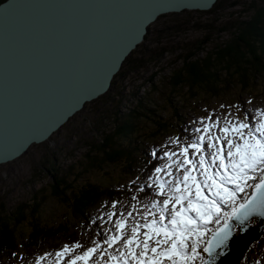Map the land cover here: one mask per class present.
I'll use <instances>...</instances> for the list:
<instances>
[{"label": "rangeland", "instance_id": "374dc122", "mask_svg": "<svg viewBox=\"0 0 264 264\" xmlns=\"http://www.w3.org/2000/svg\"><path fill=\"white\" fill-rule=\"evenodd\" d=\"M242 2L244 5L247 3L240 0V4L234 7L224 5L220 9L221 11L218 10L219 12L215 15L193 11L183 13L182 11L157 17L148 26L150 33L148 34L153 39L150 42H144V46L152 48L158 45L154 44L158 42L163 47L169 46L170 49H174L163 55L159 61L160 64L157 66L156 64L146 65L145 69L141 68L137 70L138 72L130 70L131 72H128L123 79L116 80L115 88L107 91L110 92L109 96L111 97L112 91H117L110 106L109 104L101 105L95 101L96 99L86 103L82 110L69 118L70 120L51 134L47 140L40 144L30 145L24 154L7 163L0 164V207L2 210L12 209L22 203L29 204L32 197L35 196V200L40 202L36 211L40 214L39 224L56 225L61 221L65 223L68 230L65 235L55 238L48 244L33 250H25L24 247H20L29 232L28 214H25L26 220L14 226L18 247L14 251L0 255V264H70L75 256L81 255L88 248H96V251L90 255L87 264H114L109 257L127 252L123 241L132 236V228L152 220L153 213L158 217L157 209L147 206L153 201L158 202L164 199V197L156 195L157 180L164 183L167 188L176 176L182 175V170L178 171L175 166L176 161L183 160V156L180 154L182 147L204 135V148L206 149L207 136L209 134L219 135V128L223 127L226 121L242 120L245 116L252 123L260 119L258 110L264 112V73L256 78H249L246 85H241L233 75L227 80V86L215 88V91L220 92L219 94H212L208 87L189 91V88L184 85L174 88L175 93L171 94L168 85V76L180 64L179 60H176V55L180 52L177 48L184 45L182 43H186L184 47L193 45L194 41L210 34L211 41L205 44L204 50L199 53L200 56L204 55V52L211 50L215 43L224 40L227 34H217L215 31L211 33V29L205 32L204 29H197V26L207 24L209 28L214 23L215 30V28L227 24L232 17H237V14L234 13H241L244 8ZM213 17L216 18V21L210 23ZM159 25H173L174 27L181 25L182 31L173 38H167L163 33L157 32ZM157 67L162 70L152 78V84L145 83L136 89ZM118 93L119 96H117ZM132 94L134 97L140 96L142 99L144 97L150 100L145 101L150 103L148 109L157 113V117L154 119L157 118L159 122H164L166 130L162 133H160L161 131L152 133V136L144 135L145 131H140L141 135L136 137V141L131 145L127 143L129 150L138 151L133 154L128 166L118 159L114 162H103L98 167L84 170L85 153L88 150V144L94 139V131L104 129L107 132L112 128L114 124L111 125L108 114L114 110L113 107L117 103H119L117 105L119 113L125 114L131 106H134L135 98ZM173 110H176L175 116L172 114ZM143 113L148 114L149 112L147 110ZM143 120L149 131H152L154 125L147 119ZM208 124L214 126L210 132L206 133L203 129ZM198 128L201 129L200 132L196 131ZM125 142L127 141H120L121 144ZM165 152L175 155L169 159L164 155ZM191 152L190 149V156ZM198 156L199 154L195 159H198ZM157 167L162 169L160 173L155 172ZM60 174L65 176V180L68 182L74 180L72 185L92 183L101 190L103 189L105 194L98 199L94 206L83 211L82 215L76 218L67 203L58 201L50 193V184L53 182L51 175L58 178ZM255 175L256 179L250 180L249 184H254L259 180V173ZM251 189L248 187L244 193L238 194L237 204L248 196ZM160 206L162 205L158 204V207ZM222 210L231 211L230 207L225 205H222ZM146 212L149 214L146 215ZM117 221H122L125 225L119 231ZM222 223L223 220L220 224ZM248 224L255 225L254 219L251 218ZM217 226L214 221L204 226L206 231L197 248L203 258L205 257L203 245L206 238ZM237 230L238 227L234 225V232L236 233ZM143 231L145 229H138V234L135 237L140 246L137 247L136 243L130 246L137 253L143 251ZM117 235L121 239L109 247L105 241L109 237ZM77 244L79 247H73ZM66 245L68 251L64 252L63 249ZM246 252L244 255H247L249 260L254 251L246 250ZM57 253H61V255L57 256ZM148 255L151 253L149 252ZM200 261L198 258L189 261V264H198ZM255 263L264 264V260L261 262L258 260ZM77 264H83V262H77ZM164 264H168V261L165 260Z\"/></svg>", "mask_w": 264, "mask_h": 264}, {"label": "water", "instance_id": "95a60500", "mask_svg": "<svg viewBox=\"0 0 264 264\" xmlns=\"http://www.w3.org/2000/svg\"><path fill=\"white\" fill-rule=\"evenodd\" d=\"M215 2H1L0 164L24 154L30 145L47 140L86 103L105 94L123 61L142 42L148 26L157 17L182 11H207ZM262 213L264 206L250 214L243 224L235 220L229 222L230 236L226 244L216 250L213 263L224 255L223 250L228 252L231 243L237 246L231 264L240 262L249 245L261 235ZM251 218L255 225L248 224ZM234 225L238 227L236 233ZM222 226L223 223L215 227L206 241ZM206 241L203 248L207 246ZM203 253V259L208 260V254Z\"/></svg>", "mask_w": 264, "mask_h": 264}, {"label": "trees", "instance_id": "16d2710c", "mask_svg": "<svg viewBox=\"0 0 264 264\" xmlns=\"http://www.w3.org/2000/svg\"><path fill=\"white\" fill-rule=\"evenodd\" d=\"M3 1L5 0H0V3ZM242 1L247 3L244 5L242 2L244 8L241 10V13H234L237 14V17H232L227 24H223L214 30L213 22L216 21V18L213 17L210 21L213 24L209 28L207 24L197 26V29H204L205 32L211 29V33L215 31L217 34H227V37L215 43L211 50L205 51L202 56L199 55L204 50L205 44L211 41L210 34H207L200 40L194 41L193 45L184 47L186 43H182L184 45L177 48L181 52L176 55V60H179L180 64L168 76L171 94H174V88L180 85L186 86L189 88V91L208 87V90L212 94H219L220 92L215 91V88L227 86V80L233 75L236 76V80L241 85H246V81L249 78H256L264 73V0ZM239 4L240 0H216L209 10L193 12L215 15L224 5L234 7ZM183 13H189V11H183ZM172 14L175 13H169V15ZM181 25H179L180 27L159 25L157 32L163 33L167 38H173L182 31ZM148 31L149 27L142 42L123 61L121 69L113 77L108 91L115 88L114 83L116 80L119 78L123 79L128 72H131L130 70L138 72L137 70L149 64H156L157 66V64H160L159 61L165 53L174 50L170 49L169 46L163 47L158 42H155L154 44L158 45L152 48L145 47L144 42H150L153 39ZM156 70L152 71L151 75L147 79H144L136 89L145 83L151 85L152 78L162 68L157 67ZM220 76L222 77L220 78ZM115 93L117 91H112L113 95L111 97L109 96L110 92H107L95 101L101 103V105L109 104L110 106L113 97L116 95ZM171 94L169 95L173 96ZM117 96H119V93ZM132 96L134 97V94ZM134 98V106H131L125 114L119 113V107L117 108L119 103L114 107L112 106L114 110L108 114L110 115L108 118L111 121V125L114 124L112 128L109 127L110 129L107 132L104 129L94 131V139L88 144V150L85 153L84 170L86 168L98 167L103 162H114L118 159L121 162H125L128 166L134 156L133 154L138 151L129 150L127 143L131 145L132 142L136 141V137L141 135L140 131H145L144 135L152 136V133H157L158 131L162 133V131L166 130L164 122H159L157 118L154 119V117H157V113L152 109H148V104L150 103L145 101L150 100L144 97L143 100L140 96ZM171 106L174 109L172 104ZM147 110L148 114L143 113V111ZM175 111H172L174 116ZM143 119H147L154 125L152 131H149L148 126L143 123ZM122 140H126L127 142L121 144L120 141ZM51 177L53 179V182L50 184L52 197L60 202L67 203L76 218H79V215L81 216L83 211L94 206L98 199L105 194L103 189L101 190V188L92 183H83L77 186L71 184L74 180L66 181V177L62 174L58 178L54 175H51ZM39 205L40 202L35 200V196H33L29 204L22 203L14 206L12 209L3 210L0 207V255L14 251L18 247L14 226L26 220L24 218L25 214H28L29 232L24 242H21L20 245L25 250H33L41 245L48 244L55 238L68 232L65 223L61 221L57 222L56 225L39 224L40 214L36 213ZM248 250L254 251L252 256L248 260L247 255H244L238 264H256L255 261L259 260L261 262L264 260V222L260 237L249 245Z\"/></svg>", "mask_w": 264, "mask_h": 264}, {"label": "snow or ice", "instance_id": "6c2138e0", "mask_svg": "<svg viewBox=\"0 0 264 264\" xmlns=\"http://www.w3.org/2000/svg\"><path fill=\"white\" fill-rule=\"evenodd\" d=\"M258 116L260 119L254 123L249 122L247 116L242 120L226 121L219 128V135L207 136L206 149L204 135L182 147L180 154L183 160L175 162L182 175L176 176L167 188L157 180L156 195L164 199L147 206L157 209L158 217L153 213L152 220L134 226L132 236L123 241L127 252L109 259L114 264H164L165 260L168 264H189V261L199 258L201 264H213L216 250L222 248L230 236L229 222L235 220L243 224L250 214L264 206V112L258 110ZM213 126L205 125L203 131L208 133ZM197 154L198 159H195ZM164 155L171 159L175 154L165 152ZM161 170L157 167L155 172L160 173ZM256 173H259V182L249 184L250 180L256 179ZM248 187L253 189L251 195L237 204L238 194L244 193ZM158 204L162 206L158 207ZM222 205L230 207L231 211H223ZM221 220L223 226L213 232L203 248L209 257L204 260L197 250L206 231L204 226L213 221L219 225ZM124 227L122 221H117L118 231ZM140 228L145 229L142 233L143 251L137 253L130 246L133 243L140 246L135 240ZM120 239L119 235L109 237L105 243L111 247ZM63 251H68L67 245ZM95 251L96 248H88L75 256L70 264H87ZM149 252L151 255H148ZM60 255L57 253V256Z\"/></svg>", "mask_w": 264, "mask_h": 264}, {"label": "bare ground", "instance_id": "6f19581e", "mask_svg": "<svg viewBox=\"0 0 264 264\" xmlns=\"http://www.w3.org/2000/svg\"><path fill=\"white\" fill-rule=\"evenodd\" d=\"M120 70V69H119ZM118 70V71H119ZM118 73V72H117ZM116 73V74H117ZM115 74V75H116ZM114 75V76H115ZM113 79V78H112ZM112 81V80H111ZM257 216V215H256ZM231 243V242H230ZM229 245V250L228 252L226 250H223L224 255L221 258H218V260L213 263V264H231L233 258L235 257L236 253H237V246H233V244H228ZM237 245V244H236ZM231 260V261H229Z\"/></svg>", "mask_w": 264, "mask_h": 264}]
</instances>
